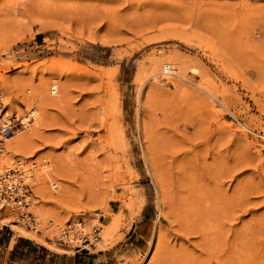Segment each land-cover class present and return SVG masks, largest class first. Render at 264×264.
<instances>
[{"label":"rangeland","instance_id":"374dc122","mask_svg":"<svg viewBox=\"0 0 264 264\" xmlns=\"http://www.w3.org/2000/svg\"><path fill=\"white\" fill-rule=\"evenodd\" d=\"M168 54L186 80L161 85ZM0 80L58 98L29 152L64 192L31 201L118 225L77 253L14 208L0 264H264V0H0Z\"/></svg>","mask_w":264,"mask_h":264},{"label":"bare ground","instance_id":"6f19581e","mask_svg":"<svg viewBox=\"0 0 264 264\" xmlns=\"http://www.w3.org/2000/svg\"><path fill=\"white\" fill-rule=\"evenodd\" d=\"M169 35L171 36V33ZM162 36L163 37H167L166 34L162 35ZM175 37L182 38V36H179V34H175ZM183 59H186V58H183ZM151 60H152V58H151ZM173 60H174L173 56L168 54V55H166L164 57L158 58L157 60H155L153 62V64L157 67V69L161 70L159 72V74H166L167 75L166 68L168 66L171 65V66L177 67L179 65L177 62H173ZM187 61L188 60H186L185 62H187ZM180 63H182V62L180 61ZM183 65H184V63L182 64V66ZM186 74L183 71L177 70V68H176V71L167 78V81H166V79L164 80V78H160L158 80L155 79V80L161 85L177 84L175 79L186 80V77H185ZM51 78L54 79L53 77H51ZM173 78H175V79H173ZM187 80H189V79H187ZM48 81H50V80H48ZM36 84H38V83H36ZM57 86H58V82L55 81V80H52V86H50V93L52 95L53 94L54 95L57 94L56 93ZM198 86H200L201 89L203 88L204 90L209 92L213 97H215L213 92H211V90L208 89L206 86L202 85V83H201V85H198ZM10 88H9L8 84L4 80H0V90L3 92L2 97H3V100H4V108L6 109V112L8 114H10V112H14V114L17 117V113L16 112H20V111H23V110L25 111L26 109H29L30 112L32 111L33 112L32 114H34V121L32 123H30V124H27L23 129L19 130V132H17L15 135H13L11 138H9L6 141L5 148H4L3 152L0 153V172H2L3 169H6L7 167L11 166L15 161H19L20 164L24 168H27L30 171V173L33 174V177H29L28 180H29V182L31 184L33 183V185H38V189H39V191L41 193L43 192V190L45 188L49 187L48 185H51L53 188H55V190L60 192L59 195L61 196L62 195L61 191H62V193L64 191H63V188L62 189L60 188V190H58L59 189L58 184H59L60 181L55 182V181H57L56 179L58 177H56V178L54 177L55 176L54 175L55 172H54V169L52 168V165H51L52 163L49 162L51 160L48 161L47 157H44L45 155H43V156L41 155L40 159H37V157L32 155L33 153L31 154L29 152V150H30V148L32 146V143H33L34 140H36V137L39 135V132H42V133L45 132V130H46L45 114L48 112V109L51 110V108H53L52 106L55 105L54 102L58 98L57 97H54V98L48 97L46 92H45V89L42 86H39V85L38 86H34V87H32L33 90H31V89L26 90L27 94H26V97L24 98L25 100L23 99L25 101V103H24L25 107H24L22 105V103H20V101H19L21 99L18 100V95L17 96H16V94L14 95V93L11 92ZM22 93H24V92H22ZM152 93H154V92H152ZM59 100H61V99H59ZM27 112H26V114H27ZM21 113H23V112H21ZM26 114H24L22 116L26 117L27 116ZM46 118H48V117H46ZM48 123H49V121H48ZM246 133H243V134H246ZM33 147H34V145H33ZM33 150H34V148H33ZM65 174H68V173H65ZM56 176H57V174H56ZM54 179H55V181H54ZM161 187H163V186H161ZM47 190H49V189H47ZM59 195H56V197L59 196ZM53 196H52V201H51V198H48V196H47V198H46V200L44 202H54L55 197L53 198ZM31 197H32V195H31ZM36 199L32 198V201L30 203V209L32 208L34 213H35V214L33 213L34 214L33 216H35L34 217L35 226H34L33 232H34V234L36 236H40L39 233H38L39 231H41L43 234L44 233L45 234H49V233L52 234V233H55L56 231H59L58 235H59V238H61L62 237V235H61L62 231L66 227L69 228V232L72 235L73 233L78 234V232L81 233L84 230H88L91 227V225L97 224V225H99L101 227V232H100L99 237L96 240V243L99 246H104L106 244V242L112 237L113 231H115V228H116V225H117V218H114V217L110 218V220H108L107 222L104 223V222L100 221L99 219H97V218H95L93 216H87L84 212L83 213H79V212L72 213V212L66 211L64 213L62 211H59V209H57V210L49 209L47 207V205L46 206L44 205V207H40V205H38ZM42 200H44V199H42ZM42 200H40V201H42ZM39 203H41V202H39ZM57 208H58V206H57ZM11 209H14V208L3 204V202H0V213L3 214L4 218H12L11 215L6 216V213L8 212V210H11ZM75 210H76V208H75ZM8 214H10V213H8ZM81 217L85 218L86 225H84L79 220V219H81ZM13 227L16 230H20V228H21L20 222L14 223ZM92 228L94 229L93 226H92ZM93 229H92V231H93ZM21 232H23V231H21ZM162 232H163V230H162L161 223H160L159 219H157V221H156V223L154 225V228L151 231V239L154 238L155 241L152 242V245H151V247L149 249L150 250L149 252H151V249L153 248L154 244L159 241ZM23 233H25V232H23ZM98 233H99V231H98ZM35 235H33V236L28 235V236L31 237V238H34ZM42 243H44V241ZM147 264H151V263H147Z\"/></svg>","mask_w":264,"mask_h":264},{"label":"built area","instance_id":"2783aa9c","mask_svg":"<svg viewBox=\"0 0 264 264\" xmlns=\"http://www.w3.org/2000/svg\"><path fill=\"white\" fill-rule=\"evenodd\" d=\"M166 71L167 75H171L176 71V67L170 65L166 68ZM32 113V111L27 112L26 117H16L15 114H8L4 108V100L0 92V153L3 152L5 143L9 138L33 121L34 114ZM29 177H33V174L27 168H24L19 161H15L11 166L3 169L0 172V202L15 208L18 220L27 229L33 231L35 219L33 213L29 210L33 190L32 184L28 180ZM98 231L99 228L96 227L91 233L82 232L71 235L69 228L66 227L62 231V237L58 240L64 244L73 245L77 253L89 252L95 249Z\"/></svg>","mask_w":264,"mask_h":264},{"label":"crops","instance_id":"0c3cea01","mask_svg":"<svg viewBox=\"0 0 264 264\" xmlns=\"http://www.w3.org/2000/svg\"><path fill=\"white\" fill-rule=\"evenodd\" d=\"M7 229H9V232L8 233H11L12 230H10V228H7L6 226H2L0 227V242L2 241H9L11 243H16V240H14V238H10V240L5 237V232L7 233ZM32 239V238H31ZM84 261H80V258L78 257H73V258H70V260H66V261H63L61 262V264H86V263H83Z\"/></svg>","mask_w":264,"mask_h":264}]
</instances>
